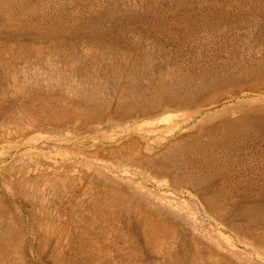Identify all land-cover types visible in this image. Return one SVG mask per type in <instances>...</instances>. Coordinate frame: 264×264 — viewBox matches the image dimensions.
<instances>
[{
    "label": "rangeland",
    "instance_id": "374dc122",
    "mask_svg": "<svg viewBox=\"0 0 264 264\" xmlns=\"http://www.w3.org/2000/svg\"><path fill=\"white\" fill-rule=\"evenodd\" d=\"M90 111L86 124L67 118ZM134 141L153 145L150 166L94 157ZM172 145L238 149L156 156ZM30 150L42 157L22 175L37 181L10 189ZM37 197L57 228L73 220L78 264H264V211L245 209L264 205V0H0V220L24 228L0 264H59L68 249L52 222L50 245L30 234L38 215L22 203Z\"/></svg>",
    "mask_w": 264,
    "mask_h": 264
},
{
    "label": "bare ground",
    "instance_id": "6f19581e",
    "mask_svg": "<svg viewBox=\"0 0 264 264\" xmlns=\"http://www.w3.org/2000/svg\"><path fill=\"white\" fill-rule=\"evenodd\" d=\"M220 99V98H219ZM190 101V100H189ZM221 101V100H220ZM192 101L189 102V104L191 105ZM157 106H155L154 108H147L145 110H143V113L142 115L144 117H151V116H156L158 115L163 107L162 106H159V103H155ZM243 105V104H242ZM245 105V104H244ZM257 106V105H256ZM190 107V106H189ZM208 107V106H207ZM159 108V112L156 113V111L158 110ZM177 109L176 106H172L171 108L167 109L169 111H173ZM53 113L54 115H58L59 114V110H53ZM92 113V111L90 112H78V113H73L71 116H67V118L72 121L74 120V118H76L77 120H81L79 121L80 123L82 124H86L88 123L90 119V115H87V114H90ZM196 110H192L191 111V118H193V116H195L196 114ZM201 113V112H200ZM263 113V112H262ZM206 115V114H205ZM237 115V114H236ZM246 117V116H245ZM248 117V116H247ZM229 118V117H228ZM252 118V117H251ZM249 118V119H251ZM261 118V117H259ZM219 119V118H218ZM238 119V118H237ZM243 119V118H242ZM234 121V120H233ZM244 122V121H243ZM207 123V122H206ZM214 123V122H213ZM238 124V123H237ZM204 125V124H203ZM245 126V125H244ZM178 126H175L174 129L170 130V132H175L176 128ZM179 128V127H178ZM238 128V127H236ZM162 130V129H161ZM165 130V129H163ZM242 130V129H241ZM246 130V129H245ZM168 131V130H167ZM189 131V130H188ZM192 131V130H191ZM197 131V130H196ZM193 133V132H192ZM198 134V133H196ZM158 142V141H157ZM21 145H12L11 147L15 148V149H18ZM30 146V145H28ZM143 145H139L138 142L134 141L132 143H128V144H125V145H116V146H111L109 148H105L104 151H100V150H97V152L95 153V156L96 159H105V160H109V159H112V158H119L121 160H125L124 162L125 163H132V164H140V165H144V166H150L153 161H150L147 160L148 157L150 156V150L152 149V146L153 145H146L145 149H146V153L142 152L143 148H142ZM237 149H238V146H235V145H172L170 147H168L166 150L162 151L161 153H159L158 155L156 156H159L161 159H168V158H171L174 156L175 153H179V151H183V150H186L187 152L191 153L194 157L198 158V159H201V158H209L211 159L212 161V157H215L217 154L220 155L223 151L225 153H230V155H232V153L234 152V154H237ZM61 153V152H59ZM233 154V155H234ZM28 155H30V158H31V162L29 163H25L23 164V168H20L18 169L15 173V174H18L20 173V175H18L20 178H25V181L22 183L20 182H16L14 184V186L12 187V183L10 182V189H15V190H19V191H24V192H28L27 189H26V185H25V182L26 181H37L35 179H33L34 177L32 178H29L27 177L28 175H22V172L25 171L26 168H29L32 164L34 163H37L38 162V159H41V155H34V153L30 150L28 151ZM155 155V154H154ZM152 155V156H154ZM185 155V154H184ZM224 155V154H223ZM190 156V155H189ZM221 156V155H220ZM230 157V156H229ZM189 158V157H188ZM236 158V156H235ZM191 159V158H190ZM193 159V158H192ZM152 160V159H151ZM180 161V160H179ZM207 161V160H206ZM232 161V160H231ZM194 162V161H193ZM196 162V161H195ZM194 162V163H195ZM227 162V161H226ZM173 163V162H172ZM208 163V162H207ZM186 165V164H185ZM34 166V165H33ZM36 166V165H35ZM190 166V165H189ZM157 167V166H156ZM187 167V166H186ZM206 168V167H205ZM11 169V168H10ZM14 169V168H13ZM71 169V168H70ZM185 169V168H184ZM212 169V168H211ZM74 170V169H73ZM82 170V169H81ZM138 170V169H137ZM189 170V169H188ZM199 170V168H198ZM217 170V169H216ZM220 170V169H219ZM40 171V170H39ZM38 171V172H39ZM46 171V170H45ZM65 173L69 172V167H65V169L63 170ZM79 171V170H78ZM168 171V170H167ZM218 171V170H217ZM50 172V171H49ZM58 172V170H57ZM81 172V171H79ZM78 172V173H79ZM199 172V171H198ZM201 172V171H200ZM42 173V172H41ZM39 173V174H41ZM44 173V172H43ZM205 173V172H203ZM70 174V173H69ZM84 174V173H82ZM158 174V173H157ZM209 174V173H208ZM217 174V173H216ZM43 176V174H41ZM59 175V174H58ZM61 175V174H60ZM79 175V174H78ZM207 175V174H206ZM218 175V174H217ZM225 175V174H224ZM12 176H14V173H10V175H7L6 179H10V181L12 180ZM38 176V175H37ZM47 176V175H46ZM54 176V175H53ZM63 176V175H62ZM61 176V177H62ZM86 176V175H85ZM168 176V175H167ZM155 177V176H154ZM165 177V176H164ZM216 177V176H215ZM18 178V177H17ZM46 178V177H44ZM55 178H58L57 176ZM172 178V177H171ZM178 178V177H177ZM217 178V177H216ZM37 179V178H36ZM47 179V178H46ZM51 179V178H50ZM75 179V178H73ZM159 179V178H158ZM39 180V179H38ZM48 180V179H47ZM46 180V181H47ZM71 180V179H70ZM81 180H84V179H81ZM200 180V179H198ZM41 181V180H40ZM45 181V180H44ZM78 181V180H76ZM216 181V180H215ZM9 182V181H8ZM57 182V181H56ZM65 182V181H64ZM63 182V183H64ZM81 182V181H80ZM90 182V181H89ZM175 182V181H174ZM54 183V182H53ZM85 183V182H84ZM110 183V182H109ZM184 183V181H183ZM191 183V182H189ZM195 183V182H194ZM209 183V182H208ZM220 183V182H219ZM234 183V182H233ZM27 184V183H26ZM38 184V182H37ZM42 184V183H41ZM78 184H81V183H78ZM102 184V183H100ZM198 184V183H197ZM205 184V183H204ZM241 184V183H240ZM60 185V184H58ZM77 185V184H76ZM90 185V184H89ZM39 186V185H38ZM45 186V185H44ZM71 186V185H70ZM175 186V185H174ZM185 186V185H184ZM217 186V184H216ZM42 187V186H41ZM58 187V186H56ZM125 187V186H124ZM31 188V187H30ZM29 188V190H30ZM61 188V187H60ZM64 188V187H63ZM75 188V187H74ZM84 188V187H83ZM94 188V187H93ZM116 188V187H115ZM34 189V187H33ZM42 189V188H41ZM50 188H48L49 190ZM66 189V188H65ZM97 189V188H96ZM124 189V188H123ZM54 190V188H53ZM69 190V189H68ZM193 190V189H192ZM224 190V189H223ZM10 191V190H8ZM61 191V190H60ZM63 191V190H62ZM11 192V191H10ZM47 192V191H46ZM70 192V191H69ZM77 192V191H76ZM81 192V191H79ZM105 192V191H104ZM126 192V191H125ZM203 192V191H202ZM21 193V192H20ZM29 193V192H28ZM35 193V191L33 192ZM42 193V192H41ZM65 193V192H64ZM82 193V192H81ZM107 193V192H106ZM120 193V192H119ZM122 193V192H121ZM192 193V192H191ZM23 194V193H21ZM56 194V193H54ZM61 194V193H60ZM71 194V193H70ZM85 194V193H84ZM176 194V193H175ZM31 195V194H30ZM40 195V194H39ZM43 195V194H42ZM74 195V194H73ZM77 195V194H76ZM83 195V194H82ZM133 195V194H132ZM10 196V195H9ZM12 196V195H11ZM25 196V195H24ZM32 197H34V195H31ZM87 196V195H86ZM118 196V195H117ZM128 196V195H127ZM195 196V195H194ZM240 196V195H239ZM29 197V196H28ZM31 197V198H32ZM36 197V196H35ZM58 197V196H57ZM65 197V196H64ZM75 197V196H74ZM74 197H72L74 199ZM77 197H80L77 195ZM216 199L213 201V205L215 206H219V207H223L224 206V203L222 202V199H221V196L220 195H215L214 196ZM244 197V196H243ZM19 198V197H18ZM42 198H44L42 196ZM41 197H40V200L39 198L37 197L35 200H28L27 203L26 202H23L22 204L27 207L28 209L29 208H32V209H35L34 211L37 212V215H38V218L35 217V218H32L30 220H28V227L32 230L33 233L30 232V234H32V236L34 237V240L38 237H41L44 233H45V236L43 235L42 238H44L46 240V242L50 245L52 242V240H57V238H55L53 235H50L51 233L45 231L43 232L46 228H47V225L52 222V225L55 227V230L54 231H57V237H60L62 238L63 236H65V239L67 240V242L65 241V245L66 247L68 248L67 250H65V248L63 247L61 249V247L58 248L57 245L53 246L52 247V253H55L57 254L58 253V250L61 249L59 252L60 254H57L56 256L60 255V257H58L59 260L61 261H58L56 260V262H60L59 264H78L77 260H73L72 259V255H75L74 253H72L73 251L75 252V247L78 246L80 244H82L81 242H83V238L80 237V235H78V230L75 228V227H72V221L70 219H67L65 220V223L64 225H60V229L57 228L59 224H57V221L56 220H53L54 217L52 218V220H49V219H44L45 218V215L44 217H42L40 215V211L41 210H46L47 208H49V206H47V204H45V200H43ZM63 198V197H62ZM82 198V197H81ZM85 198V197H84ZM143 198V197H142ZM16 199V198H15ZM26 199V198H25ZM29 199V198H28ZM65 199V198H64ZM63 199V200H64ZM109 199V198H108ZM17 200V199H16ZM59 200V198H58ZM62 200V201H63ZM122 200V199H121ZM203 200V199H202ZM23 201H24V198H23ZM68 201V200H67ZM87 201V200H86ZM101 201V200H100ZM228 201V200H227ZM252 201V200H251ZM69 202V201H68ZM137 202V201H136ZM246 202V201H244ZM50 203V202H49ZM72 203H76V205L80 206L79 202H76V200H74ZM83 203V202H81ZM135 203V202H134ZM238 203V202H237ZM242 203V202H240ZM84 204V203H83ZM176 204V203H175ZM19 205V204H18ZM49 205H56V200L53 199V201L49 204ZM61 205L60 201L57 203V209L59 208V206ZM66 205V204H65ZM68 205V204H67ZM111 205V204H110ZM62 206V205H61ZM211 206V205H210ZM235 206V205H234ZM233 206V207H234ZM65 207V206H64ZM105 207V206H104ZM202 207V206H201ZM241 207V205H240ZM69 208V207H68ZM127 207L126 206H120L119 210H117V212L115 213H118L119 215H124L126 214L127 212ZM141 208V207H140ZM203 208V207H202ZM51 209V208H50ZM220 209V208H219ZM245 209H248V210H258L260 209L261 211H264V205L260 204L259 202L257 203H254L252 205H248L247 207H245ZM20 210V209H19ZM65 210V209H64ZM77 210V209H76ZM100 210V209H99ZM144 210V209H143ZM203 210V209H202ZM21 211V210H20ZM29 211V210H28ZM78 211V210H77ZM241 211V209H240ZM247 211V210H245ZM43 212V211H42ZM49 212V211H48ZM53 212V211H52ZM51 212V213H52ZM76 212V211H75ZM74 212V213H75ZM113 212V211H112ZM77 213V212H76ZM151 213V212H150ZM216 213V212H215ZM241 213V212H240ZM55 214V213H54ZM3 215V214H2ZM25 215V214H24ZM43 215V214H42ZM84 215V214H83ZM93 215V214H92ZM152 215V214H151ZM64 216V215H62ZM107 216V215H105ZM110 216V215H109ZM257 216V215H256ZM78 217V216H77ZM91 217V216H90ZM113 217V216H112ZM115 217V216H114ZM86 218V217H85ZM137 218V217H136ZM26 219V217H25ZM82 219V218H81ZM94 219V218H93ZM97 219V218H96ZM104 219V218H103ZM170 219V218H169ZM71 221V227L69 226L68 227V224L69 222ZM113 220V219H112ZM148 220V219H147ZM165 220V219H164ZM0 224H1V227H0V256H2L3 258L6 259L9 258V257H12L13 256H16L18 255V249H17V244L15 243H11L10 241V238H11V233H13L15 236L19 237V233L20 232H23L24 228H18L19 230L17 232H14L12 229H11V225H15L16 224V221L19 222V220L17 218H14V216H6V215H3L2 216V220H0ZM242 221V220H241ZM138 222V221H137ZM140 222V221H139ZM168 222V221H167ZM225 222V221H224ZM62 223V222H61ZM22 224V223H21ZM24 224V223H23ZM75 224L77 225V223L75 222ZM108 224V223H107ZM119 224V223H118ZM227 224V223H226ZM102 225V224H101ZM121 225V224H120ZM100 226V225H99ZM125 226V225H124ZM223 226V225H222ZM23 227V226H22ZM77 227V226H76ZM140 227V226H139ZM167 227V225H166ZM224 227V226H223ZM85 228V227H84ZM90 228V227H88ZM147 230V229H146ZM139 231V230H138ZM162 231V230H161ZM101 232V231H100ZM126 233V232H125ZM29 234V235H30ZM96 234V233H95ZM148 234V233H147ZM83 235V233H82ZM26 236V235H25ZM95 236V235H94ZM130 236V235H129ZM135 236V235H134ZM137 236V235H136ZM32 238V237H31ZM115 238V236H114ZM129 238V237H128ZM134 238V237H133ZM156 238V237H155ZM261 238V237H260ZM90 239V238H89ZM131 239H132V236H131ZM59 240V239H58ZM96 241V240H95ZM255 241V240H254ZM150 242V241H149ZM234 242V241H233ZM42 244V243H41ZM44 244V243H43ZM55 244V243H54ZM60 244V243H58ZM240 244V243H239ZM64 245V246H65ZM86 245V244H85ZM93 245V244H92ZM147 245V244H146ZM194 245V244H193ZM206 245V244H205ZM235 245V244H234ZM244 245V244H243ZM32 246V245H31ZM44 246V245H43ZM91 246V245H90ZM141 246V245H140ZM245 246V245H244ZM77 247V248H78ZM86 247V246H85ZM143 247V246H142ZM193 247V246H192ZM28 248V247H27ZM39 248V247H37ZM46 249V248H45ZM211 249V248H210ZM42 250V249H41ZM41 250H39L40 252H42ZM179 250V249H178ZM49 251V250H48ZM87 251V250H86ZM216 251V250H215ZM62 252V253H61ZM85 252V251H84ZM49 253V252H48ZM86 253V252H85ZM87 254V253H86ZM50 255V254H49ZM93 255V254H92ZM171 255V254H170ZM186 255V254H185ZM252 255V254H251ZM187 256V255H186ZM253 256V255H252ZM47 257V256H46ZM55 257V256H53ZM74 257V256H73ZM195 257V256H194ZM210 257V256H209ZM52 258V257H51ZM82 258V257H81ZM192 258V257H191ZM57 259V258H55ZM54 260H50V262H54ZM76 259V258H75ZM228 259V257H227ZM241 259V258H240ZM258 259V258H257ZM10 260V259H9ZM44 260V259H43ZM83 260V259H82ZM216 260V259H214ZM213 260V261H214ZM230 260V259H229ZM91 261V260H90ZM3 262V261H2ZM193 262V261H192ZM191 263V261H190ZM194 263V262H193ZM208 264V263H207Z\"/></svg>",
    "mask_w": 264,
    "mask_h": 264
}]
</instances>
